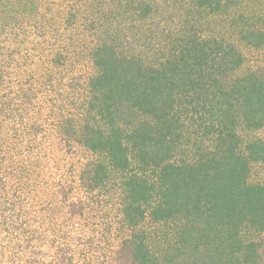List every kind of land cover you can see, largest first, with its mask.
I'll return each instance as SVG.
<instances>
[{
    "label": "trees",
    "instance_id": "trees-1",
    "mask_svg": "<svg viewBox=\"0 0 264 264\" xmlns=\"http://www.w3.org/2000/svg\"><path fill=\"white\" fill-rule=\"evenodd\" d=\"M247 4L0 0V264H264ZM232 12L242 75L211 31Z\"/></svg>",
    "mask_w": 264,
    "mask_h": 264
},
{
    "label": "rangeland",
    "instance_id": "rangeland-1",
    "mask_svg": "<svg viewBox=\"0 0 264 264\" xmlns=\"http://www.w3.org/2000/svg\"><path fill=\"white\" fill-rule=\"evenodd\" d=\"M246 1V0H245ZM264 0H247V5H245L244 7L240 8V12L238 13L243 14V16L245 17H249L254 13H257L259 16H262L264 14V5L262 2ZM262 2V3H261ZM246 13L249 14V16H246ZM238 14H234V12H232L231 17H226L223 15H219L216 18H214L211 22L212 26H211V31L213 33H216L219 37H225L227 38L229 41L234 42V44L239 48V50L242 52V54H244L245 59L247 60V62L245 63V65L242 67V71L239 72V75L245 74L246 71L248 70L249 66H250V58H249V49L247 47V45L245 44V42L243 41L242 36V29L241 28H236V24H240L242 19L239 18ZM242 16V15H241ZM240 16V17H241ZM208 27V25H207ZM214 29H213V28ZM258 180L263 181L264 180V173H262L259 177ZM190 251V250H188ZM192 254H195V252H192ZM185 263L189 264V258H184Z\"/></svg>",
    "mask_w": 264,
    "mask_h": 264
}]
</instances>
